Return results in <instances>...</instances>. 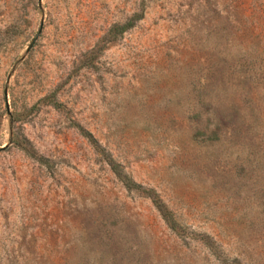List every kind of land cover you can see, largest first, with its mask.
<instances>
[{
  "label": "rangeland",
  "instance_id": "obj_1",
  "mask_svg": "<svg viewBox=\"0 0 264 264\" xmlns=\"http://www.w3.org/2000/svg\"><path fill=\"white\" fill-rule=\"evenodd\" d=\"M0 264H264V0H0Z\"/></svg>",
  "mask_w": 264,
  "mask_h": 264
},
{
  "label": "trees",
  "instance_id": "obj_2",
  "mask_svg": "<svg viewBox=\"0 0 264 264\" xmlns=\"http://www.w3.org/2000/svg\"><path fill=\"white\" fill-rule=\"evenodd\" d=\"M131 24L128 23L124 27L120 28V31L124 30L126 27H129ZM108 166L111 172L117 177V179L122 183L123 187L127 191H142L144 197H147L153 207L158 211L159 215L161 216L164 223L169 227V229H174V222L171 218L170 213L166 210V208L163 206L157 195L152 190H141L140 187L136 186L126 178L121 171L119 170L118 166L113 163L112 161H108Z\"/></svg>",
  "mask_w": 264,
  "mask_h": 264
},
{
  "label": "water",
  "instance_id": "obj_3",
  "mask_svg": "<svg viewBox=\"0 0 264 264\" xmlns=\"http://www.w3.org/2000/svg\"><path fill=\"white\" fill-rule=\"evenodd\" d=\"M39 2V0H38ZM40 29L41 27H39L38 31L36 32L35 36L33 37V39L31 40V42L28 44V46L25 49V52H28V50L32 47L33 43L35 42L36 38L38 37L39 33H40ZM5 94V93H4Z\"/></svg>",
  "mask_w": 264,
  "mask_h": 264
}]
</instances>
